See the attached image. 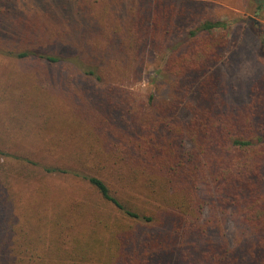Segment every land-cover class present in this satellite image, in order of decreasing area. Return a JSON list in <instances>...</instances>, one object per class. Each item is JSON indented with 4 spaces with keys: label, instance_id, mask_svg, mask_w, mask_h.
<instances>
[{
    "label": "trees",
    "instance_id": "16d2710c",
    "mask_svg": "<svg viewBox=\"0 0 264 264\" xmlns=\"http://www.w3.org/2000/svg\"><path fill=\"white\" fill-rule=\"evenodd\" d=\"M54 1L0 7V264H264V72L229 101L227 23ZM154 56L167 98L136 87Z\"/></svg>",
    "mask_w": 264,
    "mask_h": 264
},
{
    "label": "rangeland",
    "instance_id": "374dc122",
    "mask_svg": "<svg viewBox=\"0 0 264 264\" xmlns=\"http://www.w3.org/2000/svg\"><path fill=\"white\" fill-rule=\"evenodd\" d=\"M31 0H7L0 3V7L5 9H23ZM37 1V0H34ZM39 1V0H38ZM61 5L66 0H55ZM54 1V3H56ZM5 3V4H4ZM165 4L172 3L179 11L187 8L189 14H197L193 18L190 26L194 25L201 17H209L211 20H220L227 23L226 32L228 35V48L222 62L215 67L217 72L224 73L226 80L232 85V92L229 101L236 104L247 102L249 89L264 72V66L259 61L258 49L262 32L264 31V18L254 13L258 0H165ZM0 23V37L5 42L4 45L12 46L13 41H17L20 34L11 28L10 21L4 20ZM173 34L169 42L173 43L176 38ZM157 57L150 58L143 64L140 81L135 82L136 87L143 91H152L158 97L167 98L172 90L173 80L163 72H157L159 64ZM13 60L2 59L3 66H10ZM2 70V69H1ZM0 70V71H1ZM7 118L5 117L4 120ZM9 125V123L7 124ZM239 225L231 217L226 219L224 225V239L229 247L236 246V237Z\"/></svg>",
    "mask_w": 264,
    "mask_h": 264
}]
</instances>
